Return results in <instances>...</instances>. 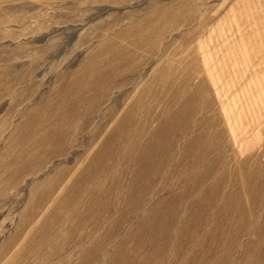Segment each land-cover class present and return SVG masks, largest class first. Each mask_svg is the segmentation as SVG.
Returning <instances> with one entry per match:
<instances>
[{"label":"rangeland","instance_id":"obj_1","mask_svg":"<svg viewBox=\"0 0 264 264\" xmlns=\"http://www.w3.org/2000/svg\"><path fill=\"white\" fill-rule=\"evenodd\" d=\"M0 264H264V0H0Z\"/></svg>","mask_w":264,"mask_h":264},{"label":"bare ground","instance_id":"obj_2","mask_svg":"<svg viewBox=\"0 0 264 264\" xmlns=\"http://www.w3.org/2000/svg\"><path fill=\"white\" fill-rule=\"evenodd\" d=\"M162 134V133H161ZM175 136V135H174ZM167 158V157H166ZM160 164V163H159ZM153 167V166H152ZM159 167V166H158ZM151 168V167H150ZM149 168V169H150ZM161 168V167H160ZM144 170H146V169H144ZM151 170V169H150ZM149 170V171H150ZM153 170H154V168H153ZM148 171V170H147ZM155 171H157V170H155ZM161 171V170H160ZM156 174H155V176H157V172H155ZM159 175V174H158ZM149 176V175H148ZM155 176H153V175H151V177H155ZM152 179V178H151ZM148 180V179H147ZM155 180V179H154ZM153 181V180H152ZM152 181H150V183H152ZM147 188V187H146ZM146 200V199H145ZM241 204V203H240ZM164 206H165V204H164ZM161 207V206H160ZM167 208V207H166ZM175 209V208H174ZM178 209V208H177ZM159 212V211H158ZM176 213V212H175ZM156 214V213H155ZM251 214V213H250ZM136 215V214H135ZM134 216V215H133ZM148 217V216H147ZM126 218V217H125ZM146 218V217H145ZM165 219V218H164ZM151 220V219H150ZM155 220V219H154ZM119 222V221H118ZM243 228V227H242ZM130 235V234H129ZM221 238V237H220ZM228 238V237H227ZM127 240V239H126ZM125 241V240H124ZM220 241V240H219ZM202 249V248H201ZM118 251H119V249H118ZM119 258V257H118Z\"/></svg>","mask_w":264,"mask_h":264}]
</instances>
